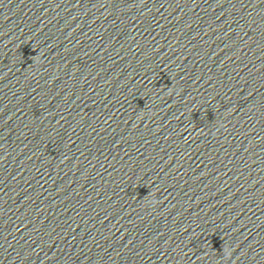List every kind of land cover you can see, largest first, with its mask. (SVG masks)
Instances as JSON below:
<instances>
[{
  "label": "clouds",
  "instance_id": "9594fccd",
  "mask_svg": "<svg viewBox=\"0 0 264 264\" xmlns=\"http://www.w3.org/2000/svg\"><path fill=\"white\" fill-rule=\"evenodd\" d=\"M153 203H155V201H153Z\"/></svg>",
  "mask_w": 264,
  "mask_h": 264
}]
</instances>
